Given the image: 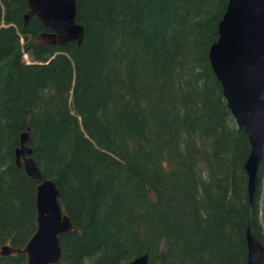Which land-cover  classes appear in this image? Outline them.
I'll list each match as a JSON object with an SVG mask.
<instances>
[{
    "label": "trees",
    "instance_id": "trees-1",
    "mask_svg": "<svg viewBox=\"0 0 264 264\" xmlns=\"http://www.w3.org/2000/svg\"><path fill=\"white\" fill-rule=\"evenodd\" d=\"M227 3L76 0L82 41L59 45L25 22L27 0H0V248L37 228L38 182L15 165L29 128L73 226L58 264H247L246 230L264 245V151L250 201L248 137L209 60Z\"/></svg>",
    "mask_w": 264,
    "mask_h": 264
},
{
    "label": "water",
    "instance_id": "water-1",
    "mask_svg": "<svg viewBox=\"0 0 264 264\" xmlns=\"http://www.w3.org/2000/svg\"><path fill=\"white\" fill-rule=\"evenodd\" d=\"M29 13L48 31L52 43L66 45L83 38L76 23V0H27ZM218 38L209 49L212 71L238 129L248 137L249 154L244 164L247 191L251 201L257 186V172L264 151V0H228L218 24ZM30 129L20 135L15 165L38 182L36 188L37 228L23 249L4 245L0 256H25V264H58L60 237L72 230L67 214L59 204L60 193L53 181L44 179L28 147ZM247 264H264V245L246 230ZM126 264H148L141 255Z\"/></svg>",
    "mask_w": 264,
    "mask_h": 264
},
{
    "label": "rangeland",
    "instance_id": "rangeland-1",
    "mask_svg": "<svg viewBox=\"0 0 264 264\" xmlns=\"http://www.w3.org/2000/svg\"><path fill=\"white\" fill-rule=\"evenodd\" d=\"M24 60L26 61V62H29L30 60L28 59V57H24ZM248 139V138H247Z\"/></svg>",
    "mask_w": 264,
    "mask_h": 264
},
{
    "label": "bare ground",
    "instance_id": "bare-ground-1",
    "mask_svg": "<svg viewBox=\"0 0 264 264\" xmlns=\"http://www.w3.org/2000/svg\"><path fill=\"white\" fill-rule=\"evenodd\" d=\"M264 94V93H263Z\"/></svg>",
    "mask_w": 264,
    "mask_h": 264
}]
</instances>
